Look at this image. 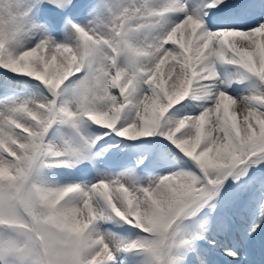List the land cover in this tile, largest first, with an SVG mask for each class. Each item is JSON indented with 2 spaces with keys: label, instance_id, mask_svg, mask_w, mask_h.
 Wrapping results in <instances>:
<instances>
[{
  "label": "snow or ice",
  "instance_id": "obj_1",
  "mask_svg": "<svg viewBox=\"0 0 264 264\" xmlns=\"http://www.w3.org/2000/svg\"><path fill=\"white\" fill-rule=\"evenodd\" d=\"M0 264H264V0H0Z\"/></svg>",
  "mask_w": 264,
  "mask_h": 264
}]
</instances>
